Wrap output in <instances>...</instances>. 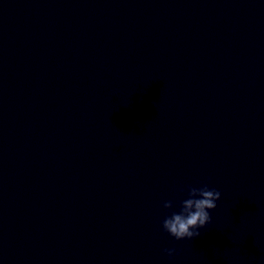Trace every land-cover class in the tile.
I'll return each mask as SVG.
<instances>
[{
  "label": "water",
  "instance_id": "obj_1",
  "mask_svg": "<svg viewBox=\"0 0 264 264\" xmlns=\"http://www.w3.org/2000/svg\"><path fill=\"white\" fill-rule=\"evenodd\" d=\"M0 264H264V0H0Z\"/></svg>",
  "mask_w": 264,
  "mask_h": 264
},
{
  "label": "clouds",
  "instance_id": "obj_2",
  "mask_svg": "<svg viewBox=\"0 0 264 264\" xmlns=\"http://www.w3.org/2000/svg\"><path fill=\"white\" fill-rule=\"evenodd\" d=\"M178 207H173V200H165L163 208L170 210L162 220V229L175 240L192 239L200 235V229L211 222V210L217 207L221 192L205 183L200 186H180ZM169 257L176 253L175 248L163 250Z\"/></svg>",
  "mask_w": 264,
  "mask_h": 264
}]
</instances>
